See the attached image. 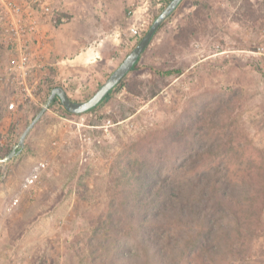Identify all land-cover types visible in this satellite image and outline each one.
Wrapping results in <instances>:
<instances>
[{
  "label": "rangeland",
  "instance_id": "1",
  "mask_svg": "<svg viewBox=\"0 0 264 264\" xmlns=\"http://www.w3.org/2000/svg\"><path fill=\"white\" fill-rule=\"evenodd\" d=\"M171 1L52 0L53 13L28 39L26 85L13 82L0 20V159L52 89L89 100ZM263 44L264 0H183L105 102L80 115L52 104L18 156L0 163V264H178L152 251L151 238L143 244L153 218L133 199L139 191L149 206L157 189L129 164L165 169L193 146L216 142L233 165H264ZM151 67L183 73L160 77ZM201 110L218 140L195 134ZM253 229L243 258L217 264H264V212ZM179 264L201 263L183 256Z\"/></svg>",
  "mask_w": 264,
  "mask_h": 264
},
{
  "label": "trees",
  "instance_id": "2",
  "mask_svg": "<svg viewBox=\"0 0 264 264\" xmlns=\"http://www.w3.org/2000/svg\"><path fill=\"white\" fill-rule=\"evenodd\" d=\"M138 62L133 70L138 68ZM150 70L160 77L183 73L182 69L165 71L151 67ZM58 100L56 98L53 104ZM65 112L73 115L67 110ZM204 117L205 110L194 115L195 134L202 133L204 138L216 140L221 138L204 129ZM226 134L232 137L230 133ZM221 145L216 142L208 145L207 142L193 146L187 151L188 158L183 161L176 159L165 169L149 164L143 169L146 173L142 172L137 162L129 164L130 169L133 165L139 169L141 184L157 189L149 206L140 198L139 191L133 201L135 206L145 209L153 218V236L145 234L149 239H145L143 244L147 247L151 238L154 245L152 251H159L164 259L172 258L173 263L178 264L183 256L201 264H217L221 257L227 263L237 261L243 258L241 248H244L251 233H255L254 226L260 225L264 212V175L261 173L264 165L257 164L256 160L233 165L228 159L229 149ZM247 148L241 146L237 148V153L242 154ZM133 231L137 232L136 229ZM239 242L241 244L237 248Z\"/></svg>",
  "mask_w": 264,
  "mask_h": 264
},
{
  "label": "built area",
  "instance_id": "3",
  "mask_svg": "<svg viewBox=\"0 0 264 264\" xmlns=\"http://www.w3.org/2000/svg\"><path fill=\"white\" fill-rule=\"evenodd\" d=\"M52 13V0H27L22 3L0 0V20L5 21L4 30L10 41V45L6 46L12 53L8 68L14 83L27 84V76L32 69L28 39L31 40L30 35L38 31L40 22ZM256 54L264 57V44Z\"/></svg>",
  "mask_w": 264,
  "mask_h": 264
},
{
  "label": "water",
  "instance_id": "4",
  "mask_svg": "<svg viewBox=\"0 0 264 264\" xmlns=\"http://www.w3.org/2000/svg\"><path fill=\"white\" fill-rule=\"evenodd\" d=\"M182 1L183 0H172L165 7V9L155 19L145 36L141 39L134 50L125 58L122 64L110 75L107 81L89 100L85 102H75L69 98L64 88L56 87L52 89L51 94L49 95L44 107L21 134L19 142L14 146L13 150L8 155L0 159V163H6L18 156V154L24 148L28 134L31 132L40 118L44 115L46 110H48L49 107L53 104L56 98L60 100V103L65 108V110L73 115L84 114L101 104L103 100L110 94V92L115 89L133 70L135 64L139 61L143 52L150 45L156 32L159 30L162 24L175 12Z\"/></svg>",
  "mask_w": 264,
  "mask_h": 264
}]
</instances>
